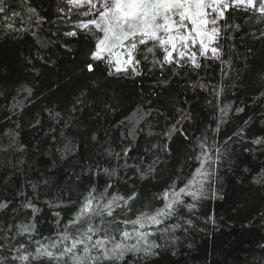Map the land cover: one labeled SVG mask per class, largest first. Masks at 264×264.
I'll return each mask as SVG.
<instances>
[{
	"label": "trees",
	"instance_id": "obj_1",
	"mask_svg": "<svg viewBox=\"0 0 264 264\" xmlns=\"http://www.w3.org/2000/svg\"><path fill=\"white\" fill-rule=\"evenodd\" d=\"M4 7L0 264H71L34 257L44 248L59 256L63 236L101 219L116 222L117 240V228L148 234L140 246L149 254L116 264H264V17L230 8L219 58L197 52L199 68L161 66L157 50L136 54V72L115 73L109 57L91 58L103 33L77 28L87 18L67 0ZM193 177L203 184L196 200L192 187L180 192ZM177 193L182 203L159 225L123 223L155 215ZM93 196L94 208L118 198L113 217L70 224Z\"/></svg>",
	"mask_w": 264,
	"mask_h": 264
},
{
	"label": "snow or ice",
	"instance_id": "obj_2",
	"mask_svg": "<svg viewBox=\"0 0 264 264\" xmlns=\"http://www.w3.org/2000/svg\"><path fill=\"white\" fill-rule=\"evenodd\" d=\"M67 3L78 8L85 4L88 6L87 11H84L82 15L95 18L81 21L76 27L90 32L94 29L95 32L103 33L102 37H98V43L91 58L105 60V54H107L108 63L115 73H126L129 68L136 72V66L140 63L136 59V54L146 52L155 55L157 50L163 52V59L156 61L161 66L180 63L187 59L194 67L199 68L200 64L196 60L197 53L191 49L198 44L201 56H206L210 52L213 57L219 58L221 49L217 41L223 30L220 22L226 20L225 13L230 8L250 9L264 17V0H67ZM5 11L4 0H0V13ZM13 15L18 13L14 12ZM8 27L12 28V25L9 24ZM76 34V32L66 33L68 36ZM144 58L148 59V56ZM87 68L89 71L94 70L92 64H88ZM204 163V161L201 162V168ZM196 172L197 176L207 175L199 168ZM188 187L194 190L186 192ZM202 187V182L197 177H193L189 185L180 189V192H186L193 200H196L201 195ZM176 197L155 215L145 214L134 221H123V223L130 222L140 229L148 224L159 225L162 222L160 217L171 216L176 210L175 206L182 203L179 200V193ZM134 198L135 194L127 199ZM164 198L168 199L167 193ZM95 199L97 198L94 196L86 199L76 219L69 223H78L84 217L89 219L93 216L113 217V205L117 204L118 198L112 197L107 203L94 208L93 200ZM119 199L125 200L124 197ZM2 207L6 205H0V208ZM115 226V221L106 219H101L100 225L97 226L89 223L77 237L63 236L62 239L70 240V244L64 247L59 256H54L52 251L44 248L43 251L37 249V257L34 258L44 256L50 260H61L68 257L71 264H116L126 253L143 251L149 254V248L142 249L140 246V242L146 240L147 233L140 232L136 228L131 233L117 228L121 237L117 240L113 231ZM23 231L28 229L25 228ZM134 237L136 243L128 244L127 241ZM19 259L27 261L29 257L24 255Z\"/></svg>",
	"mask_w": 264,
	"mask_h": 264
},
{
	"label": "rangeland",
	"instance_id": "obj_3",
	"mask_svg": "<svg viewBox=\"0 0 264 264\" xmlns=\"http://www.w3.org/2000/svg\"><path fill=\"white\" fill-rule=\"evenodd\" d=\"M75 7V6H74ZM76 9H78V11L80 12V14L82 15V13L84 12V11H87V8H88V6L85 4L83 7H75ZM83 16V15H82ZM84 17H86L87 19H86V21L87 20H90V19H93V18H95L94 16H84ZM103 35V34H102ZM121 51H123V50H121ZM191 51H194V52H199V45L197 44V46L196 47H194V48H192L191 49ZM106 55V57H107V54H105ZM174 56H175V53H174ZM127 57L125 56V59H126Z\"/></svg>",
	"mask_w": 264,
	"mask_h": 264
}]
</instances>
